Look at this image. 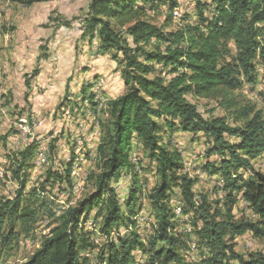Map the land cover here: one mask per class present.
Here are the masks:
<instances>
[{
	"label": "trees",
	"instance_id": "trees-1",
	"mask_svg": "<svg viewBox=\"0 0 264 264\" xmlns=\"http://www.w3.org/2000/svg\"><path fill=\"white\" fill-rule=\"evenodd\" d=\"M16 1L31 6L51 0ZM187 4L192 7L181 17L180 27L169 31L158 28L149 15L166 8L171 21L180 7L176 0H90L82 26L90 43L99 39L100 53L117 51L113 59L122 64L125 93L108 102L109 123L100 125L99 171L89 179L94 180L96 191L81 202L78 199V206L68 205L61 226L24 264H89L82 255L94 250L79 231L81 221L92 218L100 220L98 230L109 238L98 256L99 264H141L138 253L144 264H264V254L245 257L235 250L234 242L248 233L264 237V174L253 167V161L264 157V109L239 107L232 97L245 85L255 91L262 84L264 89V0H188ZM210 96L224 97L231 116H205L191 101ZM88 98L94 107L92 92ZM178 132L190 133L193 142L206 141L203 169L216 181H224L223 199L216 198L215 185V201L194 192L198 179L185 172L178 150L163 143V133L170 140ZM35 147L20 152L18 161H8L4 172L20 186L15 201L4 207L0 232L5 218L27 225V232L37 222L33 208L37 194L33 206H23L21 201ZM152 167L159 185L148 203L156 225L144 241L138 220L143 197L140 174ZM124 176L131 184L121 197ZM51 180L71 183L68 176L53 170L47 174V182ZM174 199L181 203L182 214L190 217L193 234L175 220ZM238 203H244L256 220H238L233 214ZM48 208L43 200L37 209ZM12 233L4 244L15 238ZM191 235L196 238L197 261L185 257Z\"/></svg>",
	"mask_w": 264,
	"mask_h": 264
},
{
	"label": "rangeland",
	"instance_id": "rangeland-1",
	"mask_svg": "<svg viewBox=\"0 0 264 264\" xmlns=\"http://www.w3.org/2000/svg\"><path fill=\"white\" fill-rule=\"evenodd\" d=\"M176 1L179 2L180 7L174 11L176 14L173 13V19L169 21L170 14L166 8H163L150 13L153 24L161 29L167 27L169 31L177 30L181 25V17L189 12L192 6L187 4L188 0ZM89 2L90 0H57L56 4L45 1L26 6L16 0H0V77L2 78L0 217L5 205L15 201L20 186L14 177L4 172L9 168V159L18 161L20 152L40 143V146L35 147L33 167L29 169L27 181L25 180L26 189L21 200L23 206H33L32 202L37 198L33 197V194H37L39 199H36V204L33 206L36 209L37 222L31 223L27 232V225L17 221L12 223L8 218L4 219L0 232V264H24L41 248L45 239L52 236V231L61 226L64 215L68 212L66 211L68 205L75 204L78 198L81 202L96 191L94 180L89 179L92 174L99 171L98 147L103 136L100 125L101 122L109 123L108 102L122 96L125 93V87L122 64L113 59V56L118 54L117 51L100 53L99 39L95 38L90 43L88 31L82 32L80 29L83 28ZM176 15L179 17L177 18ZM230 46L231 56L234 57L236 49L232 43ZM118 56L119 59L122 58L121 54ZM227 60L230 61V58ZM86 85L88 88L86 87L84 100L82 90ZM21 90L24 95L21 94ZM91 92L95 97L94 107L88 102ZM232 97L239 107L251 105L257 110L264 109L262 84L258 85L255 91L245 85L232 93ZM224 99L221 96H210L196 100L191 98V101L197 102L205 116H231L233 111L227 110L223 104ZM69 105L70 109H68ZM214 105L218 106L217 109L212 108ZM29 107L31 113L28 112ZM32 116L36 121L42 122L37 133L43 137H34V140L23 144L13 142L12 139L23 141V137L17 135V132H20L18 127L10 126L12 120L15 125L22 120L30 124ZM47 122L52 126L45 128ZM95 125L96 139H91V145L80 146L79 140L83 130H90ZM162 136L163 143L173 145L174 149L181 154L185 172L189 173L190 178L198 179L193 188L194 192L200 196H208L210 201H215L216 198L223 199L224 181L221 179L216 181L208 171L203 169L204 161H206L204 157L206 141L193 142L191 135L183 139L171 136L170 140L164 133ZM44 138H49L50 141ZM191 143L195 145L191 146ZM53 146L55 148H52ZM40 150L41 154H39ZM89 154H91L92 162L90 168L89 164H81V161ZM132 160L136 163V155H133ZM189 162L192 167L188 165ZM68 164L69 167H67ZM142 164L147 168L144 162ZM253 167L254 170L264 174V157L253 161ZM50 170L58 171L64 178L68 176L70 182L85 172V180L77 196L75 197V191L70 188V185L56 183L53 180L47 182V174ZM140 176L143 197L138 220H140L139 232L145 241L147 236L153 234L154 225H156L155 214L148 203V198L159 185V177L154 167L150 170H142ZM245 176L249 175L245 174ZM123 184L125 188L120 190L121 197L126 196L131 180L124 176ZM214 185L218 188L216 198L212 194ZM205 187L209 191H206ZM198 199L197 196L195 200ZM43 200L50 209H37ZM174 204H178L173 206L174 210L182 207L177 199H174ZM97 210L98 208L94 209L92 215L95 216ZM233 214L238 220L241 218L249 221L256 220L251 217L244 203H238L233 209ZM175 220L183 224L185 232L193 234L188 215L175 216ZM99 224L100 220L94 218L87 220V223H84V220L80 223L79 234H86L87 244L94 250L82 255L89 259V264H99L98 256L109 241L104 233L99 232ZM12 230V236L15 238H10L8 244H4L3 240L10 236ZM95 230H98V235ZM194 242L196 238L191 235L190 250L185 252V257L191 261H197L200 257ZM234 242L235 250L245 257L255 253L264 254V237L262 236L248 233L246 236L235 239ZM138 257L140 263L144 264L142 254L138 253Z\"/></svg>",
	"mask_w": 264,
	"mask_h": 264
},
{
	"label": "built area",
	"instance_id": "built-area-1",
	"mask_svg": "<svg viewBox=\"0 0 264 264\" xmlns=\"http://www.w3.org/2000/svg\"><path fill=\"white\" fill-rule=\"evenodd\" d=\"M80 29L82 32L85 31L83 28H80ZM10 126L20 127L14 124V120H12ZM41 126H42V122L36 121V119H34L32 116V121H30L29 128H21V133L23 134V141H16L15 139H12L13 142H22L23 144V143H26L31 137H43L42 135H38L37 133L38 129ZM44 139H49V138H44ZM91 139H96V125L92 126L90 130H83V134L81 136V139L79 140L80 146L91 145ZM92 149H94V147H92ZM65 153H66V148L64 150V154ZM185 157H186V153H185ZM186 162H187V159H186ZM81 164H89V168L92 167L91 154H89V156L86 157V159L81 161ZM188 165L192 167V164L190 162L188 163ZM84 180H85V172H82L76 180H72L70 184V188H73V190L75 191V197L77 196L78 191L81 189L82 182H84ZM173 206H178V205L174 204ZM195 244L196 242H194V245Z\"/></svg>",
	"mask_w": 264,
	"mask_h": 264
},
{
	"label": "bare ground",
	"instance_id": "bare-ground-1",
	"mask_svg": "<svg viewBox=\"0 0 264 264\" xmlns=\"http://www.w3.org/2000/svg\"><path fill=\"white\" fill-rule=\"evenodd\" d=\"M177 11V10H176ZM174 13V15L176 14V12H173ZM177 16V15H176ZM179 16H177V18H178ZM0 88H2V78L0 77ZM2 90V89H1ZM3 91V90H2ZM17 123V122H16ZM18 126H20V127H18V129H19V131L20 132H17V135L19 134V135H21L22 137H23V134L21 133V128H29V123L27 122V121H19V123L17 124ZM35 138L34 137H31L29 140H34ZM28 140V141H29ZM39 146H40V143H39ZM46 150V149H45ZM44 153H46V151L44 152ZM39 154H41V150H40V152H39ZM41 156H43V155H41ZM97 156V155H96ZM45 158V157H44ZM92 163V162H91ZM73 179V178H72ZM81 191V190H80ZM76 199V198H75ZM79 199V198H78ZM77 202V201H76ZM73 205H75V204H73ZM178 205V204H177ZM69 206H71V205H69ZM175 214H176V217H182L183 216V214H182V209L181 208H179V209H177V210H175ZM187 217V216H186ZM180 219V218H179ZM188 219V218H187ZM188 221V220H187ZM92 223V222H91ZM94 227V226H93ZM92 229V228H91ZM93 230V229H92Z\"/></svg>",
	"mask_w": 264,
	"mask_h": 264
},
{
	"label": "crops",
	"instance_id": "crops-1",
	"mask_svg": "<svg viewBox=\"0 0 264 264\" xmlns=\"http://www.w3.org/2000/svg\"><path fill=\"white\" fill-rule=\"evenodd\" d=\"M59 1H61V0H59ZM47 2H49V3H51V4H53V3H57V0H51V1H47ZM90 3V2H89ZM88 7H89V5H88ZM18 92V91H17ZM21 92V94H23L24 95V93H23V91L21 90L20 91ZM68 109H70V108H68ZM31 113V112H30ZM34 113V112H33ZM65 113V112H64ZM65 114H68V112H66ZM49 121H51V119L49 120ZM50 126H52L49 122H47V123H45V128H48V127H50ZM190 135V133H184V132H178V133H176V134H174L172 137H178L179 139H183V138H185L186 136H189ZM195 144L194 143H191V146H194ZM200 184H202V183H200ZM206 188V187H205ZM206 191H209L207 188H206Z\"/></svg>",
	"mask_w": 264,
	"mask_h": 264
}]
</instances>
